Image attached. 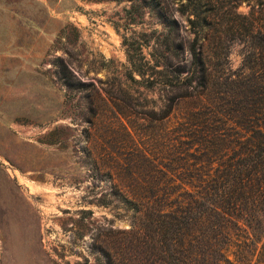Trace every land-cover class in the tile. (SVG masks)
<instances>
[{"label":"rangeland","instance_id":"1","mask_svg":"<svg viewBox=\"0 0 264 264\" xmlns=\"http://www.w3.org/2000/svg\"><path fill=\"white\" fill-rule=\"evenodd\" d=\"M159 1L0 0V264H108L104 252L135 264L126 240L135 226L146 240L149 214L116 194L169 189L164 166L181 160L190 113L236 115L245 88L231 80H248L255 60L236 12L264 25V0L203 9L206 96L174 87L197 37L186 1Z\"/></svg>","mask_w":264,"mask_h":264},{"label":"trees","instance_id":"2","mask_svg":"<svg viewBox=\"0 0 264 264\" xmlns=\"http://www.w3.org/2000/svg\"><path fill=\"white\" fill-rule=\"evenodd\" d=\"M180 1L187 2L183 9L193 16L189 23L197 38L189 69H174V87H200L206 96L212 70L207 61L210 39L203 34L211 19L202 17V11H214L220 3ZM241 1L226 3L237 9ZM236 15L246 26L244 40L254 47L255 59L247 61L246 70L252 74L248 80H231L232 85L245 88L243 100L231 101L239 107L236 115H221L211 104L204 106L208 112L190 113L181 131V160L176 167L165 165L166 171L160 170L166 176L174 174L168 179L169 189L115 196L136 216L149 214L146 240L136 226L131 233L134 239L126 240L135 264H264V25L254 9L249 15ZM160 16L177 30L178 22L168 6L161 7ZM225 96L232 98L230 92ZM186 157H192V162ZM99 205L110 208L114 202L103 200ZM104 253L108 264H122ZM98 264L104 263L99 259Z\"/></svg>","mask_w":264,"mask_h":264}]
</instances>
